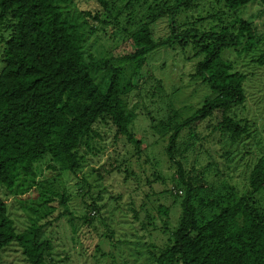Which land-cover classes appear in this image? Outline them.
Segmentation results:
<instances>
[{
  "label": "trees",
  "instance_id": "1",
  "mask_svg": "<svg viewBox=\"0 0 264 264\" xmlns=\"http://www.w3.org/2000/svg\"><path fill=\"white\" fill-rule=\"evenodd\" d=\"M99 1L106 10L104 16L114 19L107 2ZM156 1L161 5L154 9L150 21L131 35V55L96 60L85 52L92 29L83 31L70 13L74 0H0L5 45V66L0 73V185L21 202L34 193L35 205L29 208L34 216L30 226L19 232L0 197V253L17 245L28 264H56L50 242L42 238L45 225L40 222L60 208H64L61 216L71 215L70 197L38 181V166L49 160L47 169L56 173V178L63 172L76 175L92 150V142L99 138L96 125L102 121L111 122L116 138H126L136 147L137 155L141 154L142 143L133 130L139 114L127 96L142 86L148 55L179 46L183 50L192 47L202 58L192 77L206 83L211 95L187 117L171 111L168 120L152 125V132L167 140L165 154L176 169L172 191L185 193L178 224L169 229L167 246L156 255V264H264V209L256 201L264 191V151L237 202L225 206V201L219 204L213 199L205 204L199 199L200 208L219 211L204 222L194 200L211 189H206L204 174L195 168L188 170L184 164L185 153L201 140L200 126L210 133L227 134L234 141L249 131L248 124L243 126L231 115L235 106L246 101L247 76L236 71L222 53L239 48L250 52L258 43L256 28L241 17L235 18L230 28L214 25L205 31L199 21L179 22L183 13L197 9V0ZM220 3L224 10L216 8ZM211 5L218 13H209V19H220L223 12L264 6V0H214ZM99 16L94 20L109 23ZM164 18L170 34L154 39L152 23ZM263 58L258 62L263 64ZM149 119L155 123L154 118ZM185 132L187 140L181 145ZM92 207L99 210L95 204ZM159 208L161 214L169 215V209Z\"/></svg>",
  "mask_w": 264,
  "mask_h": 264
},
{
  "label": "rangeland",
  "instance_id": "2",
  "mask_svg": "<svg viewBox=\"0 0 264 264\" xmlns=\"http://www.w3.org/2000/svg\"><path fill=\"white\" fill-rule=\"evenodd\" d=\"M104 1L114 19L109 14V18L104 16L106 10L99 0H74L70 6V13L82 30L92 29L85 52L96 60L131 55L134 52L131 35L150 21L161 3ZM197 4V9L183 13L179 22L199 21V26L208 31L214 25L230 28L235 18L242 17L256 28L258 39L248 53L242 48L222 53L236 71L247 76L246 101L235 106L231 115L243 126L248 124L249 131L234 141L227 134L210 133L200 126V142L185 153V166L204 174L206 189H211L200 192L194 200L199 219L204 222L219 211L212 212L208 206H203L208 210L200 208L199 199L205 204L213 199L219 204L225 201V206L237 202L247 190L250 171L264 151V58L263 64L258 62L264 56V6H251L241 12L229 10L231 13L223 12L220 19H209V13H218L212 10L214 0H197ZM216 8L224 10L222 3ZM118 11L121 12L116 16ZM97 14L109 23L94 20ZM152 24L154 39L169 36L166 18ZM4 49L0 31V73L5 66ZM201 59L192 47L183 50L179 46L160 48L148 55L149 67L142 72V86L127 96L129 105L139 114L133 130L142 143L141 154L137 155L136 147L126 138H116L111 122L102 121L96 125L99 138L92 142V150L87 152L76 175L63 172L56 178V173L47 169L49 160L38 166V181L70 197L71 215L61 216L64 208H60L40 222L45 225L42 238L50 242L51 258L56 264H156V255L167 246L169 229L178 224L185 193L172 191L176 169L165 154L167 140L160 139L151 129L153 124L168 120L171 111L187 117L210 97L209 86L192 77ZM186 134L182 135L181 145L187 140ZM107 169L111 171L109 174L105 173ZM31 195L32 198L21 202L0 185V197L6 201L19 232L26 230L34 218L29 210L35 207L34 193ZM256 201L264 209V191L256 196ZM92 204L99 210L94 211ZM160 206L170 210L168 216L160 213ZM0 264L28 263L21 249L11 245L0 253Z\"/></svg>",
  "mask_w": 264,
  "mask_h": 264
}]
</instances>
